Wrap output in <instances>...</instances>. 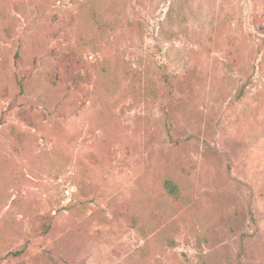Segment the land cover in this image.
I'll use <instances>...</instances> for the list:
<instances>
[{"label":"rangeland","instance_id":"374dc122","mask_svg":"<svg viewBox=\"0 0 264 264\" xmlns=\"http://www.w3.org/2000/svg\"><path fill=\"white\" fill-rule=\"evenodd\" d=\"M117 60L156 92L106 94ZM201 253L264 264V0H0V264Z\"/></svg>","mask_w":264,"mask_h":264},{"label":"trees","instance_id":"16d2710c","mask_svg":"<svg viewBox=\"0 0 264 264\" xmlns=\"http://www.w3.org/2000/svg\"><path fill=\"white\" fill-rule=\"evenodd\" d=\"M80 1V0H79ZM101 2L102 0H97ZM94 4V3H93ZM98 12V11H97ZM119 21V18L116 20V22ZM138 32L141 34L144 32V26L141 24L138 25ZM71 51H73L71 49ZM16 60H20L21 56L20 53H16L15 55ZM123 67L122 72L123 75L122 77L119 76L120 69ZM26 77L25 75L19 77L17 76V85L20 89L21 94L25 95L26 94V83H25ZM49 80L51 81L49 74L47 73L46 75V82ZM129 82V89L131 90V93L134 95L136 98H140L141 96L144 95H149L152 92L155 91V83L153 82V78L148 74V71H142V70H134L133 68H130V66L121 61L117 60L114 68L111 70V72L108 74L106 77L105 75H102V78L100 79V83L102 87L106 90V94L109 96H114L115 91H117L120 86H122L123 81H128ZM75 81V79H73ZM76 85V84H75ZM162 85L165 88H168L169 85L174 87V80L170 78L168 75H163V80H162ZM138 88V90H137ZM247 86L243 85L239 92L237 93V98L242 99V97L245 94ZM162 188L164 192L167 194L169 198L175 199V200H183L184 199V194H183V189L181 188V182L174 178V177H166L163 182H162ZM171 243H175L173 239H170ZM203 238L198 235V243L199 247L202 245ZM201 252V250H200ZM24 253L23 250L16 251L13 253V256L19 257ZM207 256L204 255V253L199 255L201 264H206V258Z\"/></svg>","mask_w":264,"mask_h":264}]
</instances>
